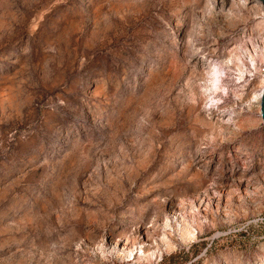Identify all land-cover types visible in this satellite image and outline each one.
<instances>
[{
	"label": "rangeland",
	"instance_id": "rangeland-1",
	"mask_svg": "<svg viewBox=\"0 0 264 264\" xmlns=\"http://www.w3.org/2000/svg\"><path fill=\"white\" fill-rule=\"evenodd\" d=\"M214 1L0 0V264H264V12Z\"/></svg>",
	"mask_w": 264,
	"mask_h": 264
},
{
	"label": "bare ground",
	"instance_id": "bare-ground-1",
	"mask_svg": "<svg viewBox=\"0 0 264 264\" xmlns=\"http://www.w3.org/2000/svg\"><path fill=\"white\" fill-rule=\"evenodd\" d=\"M209 4H215L214 0H206ZM239 4H241V2H239ZM243 4H245V1L243 2ZM250 10H252L254 12V14H260L261 12H264V8L263 6L259 3L258 0H253V3L250 7ZM262 92V91H261ZM211 93V92H210ZM207 95V94H206ZM261 99V93L259 92L257 95H254L250 98V103L256 107L259 106V102ZM218 107V106H216ZM238 127V126H237Z\"/></svg>",
	"mask_w": 264,
	"mask_h": 264
},
{
	"label": "water",
	"instance_id": "water-1",
	"mask_svg": "<svg viewBox=\"0 0 264 264\" xmlns=\"http://www.w3.org/2000/svg\"><path fill=\"white\" fill-rule=\"evenodd\" d=\"M259 3L264 7V0H259ZM260 115L264 124V85L261 92V99H260Z\"/></svg>",
	"mask_w": 264,
	"mask_h": 264
}]
</instances>
